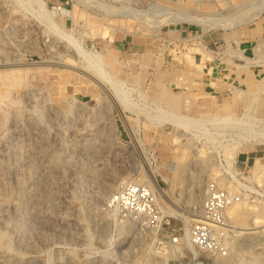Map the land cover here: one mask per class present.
<instances>
[{
    "label": "rangeland",
    "instance_id": "374dc122",
    "mask_svg": "<svg viewBox=\"0 0 264 264\" xmlns=\"http://www.w3.org/2000/svg\"><path fill=\"white\" fill-rule=\"evenodd\" d=\"M45 2L107 76L97 84L64 65L84 58L50 33L32 0H0V264H264V176L253 175L264 164V78L233 66L241 53L231 46L235 30L264 19L254 17L264 0ZM243 15L250 20L230 28L216 20ZM195 57L230 70L218 77L219 102ZM181 114L206 127L187 132L178 155L177 131L162 120ZM148 169L180 211L158 199L176 232L103 210L120 182H147ZM213 181L241 196L228 220L258 227L237 228L227 256L200 252L187 236Z\"/></svg>",
    "mask_w": 264,
    "mask_h": 264
},
{
    "label": "built area",
    "instance_id": "2783aa9c",
    "mask_svg": "<svg viewBox=\"0 0 264 264\" xmlns=\"http://www.w3.org/2000/svg\"><path fill=\"white\" fill-rule=\"evenodd\" d=\"M53 8L57 13L66 10L65 5H55ZM240 200L239 194L221 188L214 181L210 182L200 204L194 208L195 212H199L200 219L190 226L191 246L209 255H229L235 232L228 227L227 210ZM103 210L114 213L122 220L140 222L154 231H160L165 226L170 229L174 227L171 218L163 212L157 193L147 182H120L104 203ZM173 243L182 245L183 239L177 236L173 238Z\"/></svg>",
    "mask_w": 264,
    "mask_h": 264
},
{
    "label": "bare ground",
    "instance_id": "6f19581e",
    "mask_svg": "<svg viewBox=\"0 0 264 264\" xmlns=\"http://www.w3.org/2000/svg\"><path fill=\"white\" fill-rule=\"evenodd\" d=\"M32 1H33L34 4L37 5L38 10L40 11V13L38 15L36 14L37 17L49 27L50 33H53L54 35L58 36V38H60L61 40L66 41L68 44L71 45V47H73L77 51V53L81 57L84 58V62L80 66H77V65H75L72 62H68V64L66 62V63H64V65H66V66H68V67H70V68H72L74 70H77V71H79L81 73H84L85 75H88L93 80V82H95L97 84H101L98 78H104L105 76H107V74L102 73V70H101V68L99 66L98 60H96L95 58H93L92 56H90L91 54L88 55L89 52L86 53V50L81 45V42L77 41V39H74V37L71 34L65 32L64 28L53 18V16L51 14L47 13V11L44 10L45 4H46L45 0H32ZM256 11L257 12H255V13H257V14L254 15V17L257 18L264 11V2L261 5H259V7L257 8ZM245 16H247V15H243V16H233V17H225V18H216V20H219L220 19V21H219L220 24L221 23L222 24H225L226 27L228 26L230 28V27L237 26V25H239L241 23H245L246 21L250 20V17L249 18H244ZM209 18H211V17H209ZM217 25H218V23H217ZM66 46H68V45H66ZM100 58H102V57H100ZM17 62H18V60H17ZM102 62H103V60H102ZM241 68H243V70H244L242 72H244L246 74L247 73L246 67L245 66H242ZM240 73H241V71H240ZM116 86H118V85L116 84ZM116 92L118 93V95H119L120 98H122V99L125 98V95L123 94V92L120 91L119 86L116 87ZM125 106L127 108L135 109V106L133 104H130L129 102H126V105ZM72 107L73 106H71V108ZM217 119H219V118H217ZM221 119L224 120V118H222V117H221ZM159 120H161V119H159ZM212 121H213V119H212ZM258 121H259L260 124H262V127H263L262 134H264V118H259ZM162 122H166V123L170 124L177 131L176 137H175V140L174 141H175V143L178 146L177 149H176V151H175L178 155L181 152H183V148L182 147L185 146V145H183L182 140L186 137L187 132L191 131L195 126H198L201 131H204V129L206 127V126L204 127V124H205L204 121L198 120L197 118L196 119L195 118H192V117H190L188 115L187 116L186 115H182V114L180 116H178V117L166 118L165 120H162ZM197 148H193V150L194 151H198L199 148L198 149ZM239 151H240V149H239ZM178 168L179 167H177L176 164L170 166V170H172L174 172L177 171ZM227 171H228V173L231 174L232 177L236 178L235 177V175H236L235 174V171L232 169V167L230 165L229 166L227 165ZM146 175L149 178V180H147V183L157 193L158 199L160 197L166 199L168 201V203L170 204V207H172V211H175L176 213L180 212L178 210L177 206L174 205L173 201L169 200L167 194L164 193V192H161V189H160L161 187L158 186L159 183H158V180H157V177H156L154 171L152 169H148ZM253 175L254 176H257V177L264 176V164H262L260 162H257L255 164V166H254V169H253ZM166 180H167V178H166ZM122 182H124V181H122ZM138 182H141V181H138ZM105 195H107V194H105ZM228 210H227V212H228ZM194 216L200 218V214H196V215L194 214ZM194 221H198V219H195ZM228 227L233 232H235V233H237L236 229L238 228L239 233H241V234H245L246 231H248L249 229H256V230L258 229V227H256V226L255 227L252 226L251 228L240 227V226L239 227H236L229 220H228ZM189 232H191V227H190V230L187 231V236H189L188 238H189V242H190V234H189ZM175 253H176V255H179L180 254V251L176 249L175 250Z\"/></svg>",
    "mask_w": 264,
    "mask_h": 264
},
{
    "label": "crops",
    "instance_id": "0c3cea01",
    "mask_svg": "<svg viewBox=\"0 0 264 264\" xmlns=\"http://www.w3.org/2000/svg\"><path fill=\"white\" fill-rule=\"evenodd\" d=\"M231 35V46L237 53H241L240 57L238 56L234 58L232 65L238 66L239 64H249L250 68H253L251 69V72L255 76L264 78V63L260 62L258 64L256 61L259 55V48L263 46L264 43V19L247 27L237 29ZM254 60L256 62H254ZM236 62H239V64ZM195 64H203L201 73L204 79L203 83L206 85L205 92L212 94L217 102H219L222 93L225 92L226 89L223 84H219L218 81L220 79L218 77L220 75H226L224 72L229 69L223 66L224 63L219 58L217 60H206L205 62L201 60L200 63H198V58L195 57ZM213 84H216L217 86H213ZM69 90L70 89H67V93H69ZM246 159L243 158L242 163L246 164L248 161Z\"/></svg>",
    "mask_w": 264,
    "mask_h": 264
}]
</instances>
